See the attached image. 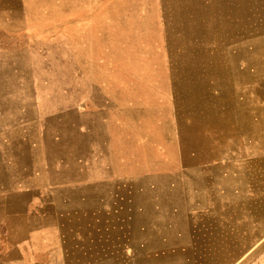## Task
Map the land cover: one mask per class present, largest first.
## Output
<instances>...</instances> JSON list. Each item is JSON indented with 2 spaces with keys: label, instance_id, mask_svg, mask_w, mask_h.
Instances as JSON below:
<instances>
[{
  "label": "crops",
  "instance_id": "1",
  "mask_svg": "<svg viewBox=\"0 0 264 264\" xmlns=\"http://www.w3.org/2000/svg\"><path fill=\"white\" fill-rule=\"evenodd\" d=\"M254 70L256 89L264 79ZM90 93L62 113L11 112L0 101V264L209 262L216 225L228 230L230 201L242 198L224 163L216 174V137L224 144L231 131L225 96L215 106L210 95L206 115L185 127ZM242 101L240 123L257 122L237 134L264 135V99Z\"/></svg>",
  "mask_w": 264,
  "mask_h": 264
},
{
  "label": "rangeland",
  "instance_id": "2",
  "mask_svg": "<svg viewBox=\"0 0 264 264\" xmlns=\"http://www.w3.org/2000/svg\"><path fill=\"white\" fill-rule=\"evenodd\" d=\"M255 67L264 79V0H0L7 111L62 113L97 91L101 105L144 106L186 127L210 95L215 106L225 96L231 131L216 137V174L225 164L242 198L228 230L216 225L214 258L198 264H264V135L237 134L257 122L240 123L243 97L264 99Z\"/></svg>",
  "mask_w": 264,
  "mask_h": 264
}]
</instances>
